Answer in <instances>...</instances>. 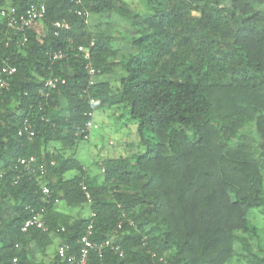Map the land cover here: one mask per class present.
<instances>
[{
  "label": "trees",
  "instance_id": "16d2710c",
  "mask_svg": "<svg viewBox=\"0 0 264 264\" xmlns=\"http://www.w3.org/2000/svg\"><path fill=\"white\" fill-rule=\"evenodd\" d=\"M32 3L46 12L24 32L0 16V73L16 69L0 92V264H34V246L52 251L48 264H77L90 223V240L122 255L102 246L84 264H264L248 219L253 208L264 218V0H142V10L124 0H0V10ZM90 14L125 20L127 48ZM60 20L69 28L56 34ZM116 67L117 84L100 79ZM114 105L137 124L143 150L97 159L92 174L76 150L94 113ZM30 157L28 170L19 159ZM35 212L45 229L23 232Z\"/></svg>",
  "mask_w": 264,
  "mask_h": 264
},
{
  "label": "rangeland",
  "instance_id": "374dc122",
  "mask_svg": "<svg viewBox=\"0 0 264 264\" xmlns=\"http://www.w3.org/2000/svg\"><path fill=\"white\" fill-rule=\"evenodd\" d=\"M130 7L136 10L144 8L142 0H124ZM90 25L96 23L104 25L111 34L119 35L115 41L116 47L124 50L127 48L126 42L121 37L122 34L127 33V23L120 16L112 15H95L88 16ZM35 28L41 31V25L38 23ZM120 69L116 67L111 73L103 75L100 79L108 80L113 84H117L120 77ZM147 134V132H145ZM254 132H252V135ZM139 144V137L137 135V124L128 120V115L124 113L120 107L110 106L103 111H96L93 116V124L89 131L88 139L82 141L76 150V157L82 162L90 173L98 174L99 167L95 160L104 158L106 156H130L131 153L142 151ZM74 171L65 173L66 177L74 174ZM60 208L62 206L60 205ZM63 209V208H62ZM66 211L65 209H63ZM248 219L256 225L259 229L258 241L254 240V248L257 245L264 248V218L257 209H250L248 212ZM56 245V244H55ZM54 245V248H55ZM51 250H47L45 255L41 254L38 247L32 248V256L34 257V264H48V258ZM228 264H247L244 261L232 260Z\"/></svg>",
  "mask_w": 264,
  "mask_h": 264
},
{
  "label": "built area",
  "instance_id": "2783aa9c",
  "mask_svg": "<svg viewBox=\"0 0 264 264\" xmlns=\"http://www.w3.org/2000/svg\"><path fill=\"white\" fill-rule=\"evenodd\" d=\"M46 12V6L44 3L39 4H29L25 9L22 11H18L16 7H9V8H3L0 10V16L3 21L6 22L7 26L11 29H14L18 32H24L27 29H30L33 27L34 23L38 20H40ZM56 27L55 33L57 34L60 29H68L69 24L65 20L56 21L54 23ZM92 44V42L90 43ZM77 50L82 53L83 58L88 59L89 58V49L88 47L84 46H78ZM64 54L62 51H56L53 53L52 57L54 59L63 57ZM14 66H7L4 68V72L0 73V92L4 89H7L10 85L9 76L12 75L15 72ZM87 74L89 75V84H92L95 81L96 77V70L90 66V64L86 65ZM59 80L54 77H48L45 80V85L49 88L55 87L56 83ZM63 82L64 80H60ZM93 100L91 99V102ZM92 125V121H88L86 123V127L89 129ZM24 130H26L29 134V136L33 135V131L29 129L28 126H24ZM33 161V158L30 157L28 159L26 158H20L19 164L23 165L26 169H30L29 164ZM83 189H85V186H83ZM42 191L44 194L49 195L50 190L47 186H44L42 188ZM93 215V214H92ZM36 225L37 227H41L45 229L44 222L41 218V212H35L33 213L21 226V230L25 232L30 226ZM92 234V224L90 223L87 227L85 235H83L80 239V251H79V259L77 260V264H84L87 258V255L90 250H96L100 252V249L102 246H109L111 249H114L115 251H118L119 255H122V251H120V248L118 245H113L110 240H105L103 243L97 244L90 240V236ZM17 247V245H16ZM67 246L65 244H58L56 251L60 257H64L66 253ZM70 261H72V258H69ZM12 264H18L17 258L14 257L12 259Z\"/></svg>",
  "mask_w": 264,
  "mask_h": 264
},
{
  "label": "crops",
  "instance_id": "0c3cea01",
  "mask_svg": "<svg viewBox=\"0 0 264 264\" xmlns=\"http://www.w3.org/2000/svg\"><path fill=\"white\" fill-rule=\"evenodd\" d=\"M55 244H56V245H55ZM58 244H59V243H57V242H55V243H54V245H55V248H57Z\"/></svg>",
  "mask_w": 264,
  "mask_h": 264
}]
</instances>
